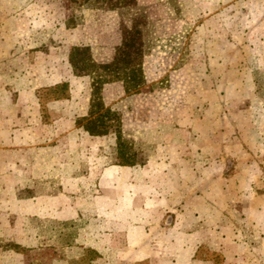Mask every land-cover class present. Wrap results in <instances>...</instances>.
Returning <instances> with one entry per match:
<instances>
[{
    "label": "rangeland",
    "instance_id": "1",
    "mask_svg": "<svg viewBox=\"0 0 264 264\" xmlns=\"http://www.w3.org/2000/svg\"><path fill=\"white\" fill-rule=\"evenodd\" d=\"M136 1L134 9L108 10L95 0H0V23L21 45L17 58L38 63L34 81L41 88L48 71L63 75L76 97L66 121L57 120L61 140L49 152L56 170L70 155L65 168L75 174H40L42 196L63 181L73 191L65 201L76 209L41 210L38 231L49 245L0 241V250L28 254L12 264L64 256L69 264H127L132 250L142 257L137 264H160L194 245L192 264H264V0ZM142 7L153 21L143 38L145 84L130 94L121 81L106 87L105 109L121 120L117 148L115 130L91 138L79 127L87 121L76 123L90 82L73 74L68 56L88 47L82 62H110L121 23L129 26ZM108 169L115 171L106 179L113 204L99 187ZM8 217L9 237L31 232V215ZM96 233L110 237L101 260L83 239Z\"/></svg>",
    "mask_w": 264,
    "mask_h": 264
},
{
    "label": "crops",
    "instance_id": "2",
    "mask_svg": "<svg viewBox=\"0 0 264 264\" xmlns=\"http://www.w3.org/2000/svg\"><path fill=\"white\" fill-rule=\"evenodd\" d=\"M20 47L21 45L15 40V33L13 37L11 32L0 23V241L14 242L17 248L24 249L29 247V243L40 242L43 239H48V245L51 242V238L42 237L38 231L41 210H52L54 212L65 210L66 213H69L76 209L72 203L65 201L67 193H73V191L66 190L63 181L59 183V186H63V189L61 188L58 192L49 193L46 196H42L43 193L40 192L41 171L42 173L43 171L49 173V175L43 176L44 178H50L52 175L54 178L59 177L61 179L73 175V171L65 168L71 166L67 164L71 163L70 155L60 157L59 168L56 170V157L49 154V152L54 151L58 146L57 141L61 140V133H58L55 128L57 127V120L66 121V112H68L72 100L76 97L70 78L67 79L63 75L59 77L54 73L50 74L49 71L42 77V79H45V83L41 88L39 87L40 78L35 80L36 86L34 89L35 74L33 68L35 65L38 66V63L35 64L34 59L19 60L16 54L19 53L17 49ZM68 57V63L71 67L70 55ZM20 62H24L23 68ZM73 74L77 78H88L90 82L88 96L80 104L83 113L76 115L78 118L76 123H79L80 120L89 117L93 90L92 79L87 75H76L74 72ZM57 76L59 78H56ZM24 81L27 84L25 88L22 87ZM117 84L120 85L123 94H127L123 83L119 82ZM114 85V82H112L103 86V103L106 99V87ZM110 110L114 111L112 108ZM79 127L89 137H99L90 135L84 127ZM115 146H117V141ZM73 173L75 174V172ZM114 173L115 171L108 169L101 173V179L99 180L101 193L103 196L106 195L108 199L111 198L112 204L113 198L111 196L114 191L109 192L108 189L106 190L109 187L106 179L112 177ZM47 186L51 187L49 184ZM11 214L16 215V217L31 215V219L28 218L31 224L27 223V225L23 223V219L16 218V222H19L18 225L32 227L31 237L27 236L30 233H22V236L16 238L7 235V226H11V231L15 230L12 227L13 222L8 223L13 218L8 217ZM65 221H67V218ZM97 222L95 220L96 224ZM25 230L18 229V231L23 232ZM83 239L93 242V245H90L89 248L97 255L95 258L101 260L103 242L110 239V237L102 233H96L91 236H84ZM79 241H82V238ZM98 242L101 245H98ZM38 246H41V243ZM196 247L194 245L191 248L183 246L175 260L167 263L161 262L160 264H192V259L197 250ZM83 248L88 247L85 244ZM27 256L28 254L23 251L0 250V264H12L14 259L20 263V259ZM141 258L135 250H132L127 255L126 263L137 264L143 261ZM57 262L69 264L70 259L67 256L63 258L55 257L51 264Z\"/></svg>",
    "mask_w": 264,
    "mask_h": 264
},
{
    "label": "trees",
    "instance_id": "3",
    "mask_svg": "<svg viewBox=\"0 0 264 264\" xmlns=\"http://www.w3.org/2000/svg\"><path fill=\"white\" fill-rule=\"evenodd\" d=\"M106 5L108 10L134 9L136 0H95ZM152 17L145 8H140L128 26L124 22L120 26L121 43L115 48L112 59L108 63H96L90 56L88 62H82L83 53L88 47H77L70 53V63L76 75H87L92 79V101L89 117L84 129L93 136H103L110 129L115 130L117 148L122 140L121 120L117 113L105 109L102 100V88L107 83L121 81L126 93H138L145 84L143 59L147 53L143 38L153 33ZM86 68L87 70L84 71ZM130 159H123L122 165H131Z\"/></svg>",
    "mask_w": 264,
    "mask_h": 264
}]
</instances>
